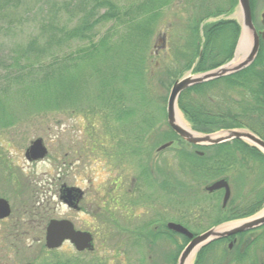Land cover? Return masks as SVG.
<instances>
[{
    "label": "rangeland",
    "instance_id": "374dc122",
    "mask_svg": "<svg viewBox=\"0 0 264 264\" xmlns=\"http://www.w3.org/2000/svg\"><path fill=\"white\" fill-rule=\"evenodd\" d=\"M31 1L34 4L36 0ZM111 1L121 7V13L146 2ZM226 5L228 0H216L214 3L218 7ZM185 8V0H173L165 6L153 28L148 48L143 43L138 46L140 53L146 51L143 62L147 72L145 92L141 87L139 90L124 87L125 103L117 102L118 110L125 111L127 108L130 115L114 126L109 123L112 133L106 131L101 117L81 113V107L95 97L96 82L92 74L95 71L93 68L99 64L96 60L77 68L72 83L69 74L63 75L61 79L65 84L61 85V96L64 89L72 94L70 99L62 101L67 103L62 104L60 113L53 112L52 117L44 115L40 120L34 119L44 113V105L34 103L32 98H27L26 106H18L14 101L17 98L7 105L9 112L17 117L14 119L16 124L0 128V198L6 199L11 208L10 216L0 221V264H47L55 259L68 264H171L178 244L183 241L182 235L177 233L173 234L172 239L167 237V223H178L190 232L199 234L220 217L221 198L218 200L215 196L207 199L203 182L191 181L188 175L179 170L181 158L176 152L182 147L186 150L191 148L178 143L176 137L162 141L161 134L155 130L157 128L161 133L169 131L165 107L172 79L192 73L191 69L184 68L188 59L183 28ZM30 11L34 17L23 21L20 26H13L7 34H0V52L5 53L8 46L14 48L15 44L23 43L37 33L39 25L44 23L40 21L46 18L33 8ZM263 11V0H253L252 16L256 27H260ZM223 17L210 18L206 23ZM66 18L63 10L58 22L63 23ZM228 18L238 20L237 7ZM108 25L101 26V32ZM77 45H73L71 50ZM133 48L136 47H115L108 63L121 64L129 49ZM120 56L122 60H119ZM77 97L79 102L75 99ZM73 107L76 110H72ZM181 119L190 126L183 115ZM140 130L145 133L137 138L135 135ZM36 138L43 139L47 156L28 162L24 152ZM167 143L165 148L158 150ZM137 144L141 145L140 152L135 150ZM141 166L153 179L149 188L137 179ZM155 167L162 170L161 175L155 172L150 174V169ZM256 174L254 171L246 176L248 185L242 190H234L229 183L232 195L239 198L249 193ZM163 180L172 194L169 195L168 191L164 193L161 188ZM62 181L78 186L85 192L80 212L62 205L53 195L52 188ZM185 183L192 186L193 193L176 192V186L187 185ZM121 194L127 195L128 204L125 207L118 201ZM51 217L67 218L77 229L90 231L93 234V250L77 252L69 243L55 250L46 249L43 231ZM146 231L155 233L156 240L152 242L146 236ZM160 231H164V236L157 234ZM227 245L223 243L208 251L203 264L251 262L253 248L247 257L232 262V252L227 251ZM221 250H225L227 255L221 257ZM180 251L181 248L178 255ZM255 258L254 264H264V250L257 249Z\"/></svg>",
    "mask_w": 264,
    "mask_h": 264
},
{
    "label": "trees",
    "instance_id": "16d2710c",
    "mask_svg": "<svg viewBox=\"0 0 264 264\" xmlns=\"http://www.w3.org/2000/svg\"><path fill=\"white\" fill-rule=\"evenodd\" d=\"M215 1L185 0L187 8L184 9L186 14L183 28L188 59L184 68L191 69L192 73L214 69L233 56L240 25L236 19L228 16L234 11L236 0H228V5L223 7L214 6ZM172 2L146 0L129 12L121 13V7L111 0H36L34 4L31 0H0V34H7L13 26H20L23 21L34 17L31 8L46 18L40 21L44 23L39 25L37 33L27 41L15 44L14 48L8 46L5 53L0 52V128L16 124L14 119L17 116L14 117L10 109H7L14 98H17L14 101L18 106L28 105L27 98L44 105V113L34 117L37 120L44 115L52 117L53 112L60 113L59 110H63L62 104L67 103L62 101L70 99L72 94L64 89L61 96V85L64 83L61 78L69 74L72 83L75 70L94 60L99 62L92 74L96 82L95 97L83 107L80 106L81 113L101 117L106 131L110 128L109 123L113 126L121 123L124 117L130 115L127 108L125 111L118 110L117 102L125 103L124 87L131 90H139L141 87L145 90L147 72L143 62L146 51L140 53L137 48L142 43L148 48L155 24L164 7ZM250 6L252 10L253 0H250ZM63 10L67 18L65 22L59 23L58 18ZM220 16L224 17L206 23L208 19ZM107 23L108 27L101 32L99 28ZM73 45L77 46L71 50ZM124 45L136 48L129 49L121 64H109L113 49ZM122 59L120 56L119 60ZM78 97L75 99L79 102ZM177 105L195 131L211 133L242 128L264 139V44L260 42L258 55L250 66L188 88L180 94ZM72 110H76V107ZM161 112L163 115V108ZM155 130L161 134L162 141L175 137L170 128L162 133L157 128ZM143 133L145 131L140 130L135 136L139 138ZM139 148L140 144L135 150ZM202 149L204 155L200 157L185 149L176 152L181 158L178 162L179 170L188 175L191 181L208 184L224 178L233 189L242 190L248 185L246 176L254 171L257 173L249 193L239 198L232 195L223 209L219 207L220 217L212 226L257 212L264 204V155L240 140ZM185 184L177 185L176 192L193 193L192 186ZM256 231L257 234L253 235L251 242L242 251L238 248L232 250V262L244 259L253 248L249 264H254L257 249L264 250V225ZM166 233L169 239L175 234L168 230ZM146 236L152 242L156 240L155 233L146 231ZM181 238L183 242L178 244L171 264L176 263L178 252L183 248L181 245L187 242V238ZM224 241L218 239L201 248L195 256L194 264H203L207 252L222 245ZM225 252L221 250V257L225 256ZM47 264L68 263L55 259Z\"/></svg>",
    "mask_w": 264,
    "mask_h": 264
},
{
    "label": "water",
    "instance_id": "95a60500",
    "mask_svg": "<svg viewBox=\"0 0 264 264\" xmlns=\"http://www.w3.org/2000/svg\"><path fill=\"white\" fill-rule=\"evenodd\" d=\"M236 7L238 9L240 32L232 58L214 69L199 73H189L174 80L166 101V122L175 135L189 144L206 147L240 140L256 148L264 155V139H261L253 132L242 128L223 129L211 133L195 131L183 122L181 119L182 113L177 106L180 94L188 88L237 73L250 66L256 59L260 42L264 44V29H257L253 22L250 0H236ZM260 26L264 27V11L260 15ZM167 145L168 143L162 145L158 150L165 148ZM47 153L43 139L36 138L25 149L24 157L28 162L38 161L44 159ZM221 188L224 189L222 202L225 205L229 198V186L224 179L207 186L206 190L211 192ZM10 213L11 208L8 201L0 198V220L9 217ZM263 225L264 206L252 215L219 223L196 235L178 223L169 222L166 227L168 230L188 239V242L177 257L176 264H193L191 261L195 259L198 251L211 242L252 231ZM64 241H68L73 245L76 251L93 250L90 233L75 230L69 220H51L45 230V248L48 250L58 249Z\"/></svg>",
    "mask_w": 264,
    "mask_h": 264
},
{
    "label": "flooded vegetation",
    "instance_id": "af4514ba",
    "mask_svg": "<svg viewBox=\"0 0 264 264\" xmlns=\"http://www.w3.org/2000/svg\"><path fill=\"white\" fill-rule=\"evenodd\" d=\"M258 28V27H257ZM262 28H264V27H262ZM259 30H260V27H259ZM262 30V29H261ZM168 126V125H167ZM111 131V133H112V130H110V128H109V130H108V132H110ZM175 137L177 138V142L179 143V142H181L184 146H186V147H188V148H191L190 150H188V151H193L194 152V154L196 155V156H203L204 155V151H203V149L202 148H204V147H202V146H195V145H192V144H189V143H187V142H185V141H182V140H180L179 139V137L177 136V135H175ZM45 145V144H44ZM46 147V146H45ZM185 148L184 147H182L181 148V150H184ZM186 150V149H185ZM180 151V150H179ZM161 171L162 170H160L159 169V167H155L153 170H151L150 169V174H152V172L154 173H157L158 175L160 174L161 175ZM148 171H147V169L145 168V167H143V166H141V168H139L138 169V174H137V179L138 180H141L142 182H143V184L147 187V188H149L150 186H151V180L153 181V179L151 178H149L148 177V173H147ZM170 173V172H169ZM170 175V174H169ZM57 179H59V177L57 178ZM221 179H224V178H221ZM218 180H220V179H216V180H213V181H211V182H209L208 184H204L205 185V187L203 188L204 189V191L206 192V195H204V196H206L207 197V199L210 197V198H212V197H215V196H217V199L219 200V198H221V203H220V207L223 209L227 204H228V201L230 200V198L232 197V190H231V186H230V184H229V182L227 181V180H225L227 183H228V186H229V198H228V200H227V202L225 203V205H223V202H222V200H223V196H224V189L223 188H221V189H216V190H213V191H207L206 190V187L207 186H210L212 183H214V182H216V181H218ZM165 180H163V187H161V188H163V191H164V193L165 192H167L169 195L170 194H172V191H170L168 188H170L169 187V185H166V186H168V190L166 189V187H165V185H164V182ZM169 181H171V178L169 179ZM141 182V183H142ZM150 185V186H149ZM50 188H51V186L50 185H48ZM159 187V186H158ZM52 193H53V195L54 196H56L57 197V199L59 200V202L62 204V205H65L67 208H69V209H72L73 211H78V212H80V210H81V205L83 204V203H81L83 200H84V197H85V192L81 189V188H79L78 186H75V185H68L66 182H64V181H62V182H60V183H58V184H56L55 185V187H53L52 188ZM127 196V195H126ZM124 194H121V196L119 197V199H118V201H119V204L122 206V207H125L128 203H127V197H126ZM175 196V195H174ZM172 197H173V195H172ZM217 199H216V201H217ZM11 214V213H10ZM110 214H112V212H110ZM8 218V217H7ZM6 219V218H5ZM62 219H65V220H69V219H67V218H63V217H61V218H54V217H51V218H49L48 219V221H47V223L45 224V226H44V231H43V240H44V237H45V230H46V226H47V224L51 221V220H62ZM4 219H2V220H0V221H3ZM70 221V220H69ZM71 222V221H70ZM72 223V222H71ZM73 224V223H72ZM73 227H74V229L75 230H78V231H83V232H88V233H90L91 234V236H92V242H93V234L90 232V231H87V230H81V229H77L75 226H74V224H73ZM210 227H212V226H210ZM209 227V228H210ZM167 228V227H166ZM209 228H207V229H209ZM206 229V230H207ZM168 230V229H167ZM166 230V231H167ZM206 230H204V231H206ZM257 229H255V230H252V231H247V232H244V233H240V234H237V235H233V236H230V237H225V238H221V239H225V241H224V245L226 244V243H228L229 245H227V246H225L226 247V249H227V251H229V252H232V250L234 249V248H238V250H240V251H242L244 248H245V246L247 245V244H249L250 242H251V240L253 239V235H254V233L255 232H257L256 231ZM168 231H170V232H172L171 230H168ZM164 232V231H163ZM174 233V232H173ZM257 234V233H256ZM162 236H164V234L162 233L161 234ZM240 236H242V238H241V240H240ZM184 237V236H183ZM64 243H69L68 241H64L63 243H62V245L64 244ZM70 244V243H69ZM71 245V244H70ZM205 247V246H204ZM240 248V249H239ZM85 251H89V250H83V251H81V252H85Z\"/></svg>",
    "mask_w": 264,
    "mask_h": 264
}]
</instances>
